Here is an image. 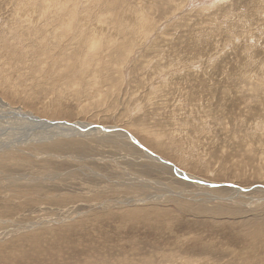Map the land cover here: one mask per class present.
I'll use <instances>...</instances> for the list:
<instances>
[{
  "label": "rangeland",
  "instance_id": "obj_1",
  "mask_svg": "<svg viewBox=\"0 0 264 264\" xmlns=\"http://www.w3.org/2000/svg\"><path fill=\"white\" fill-rule=\"evenodd\" d=\"M51 1L0 0V264H264V0Z\"/></svg>",
  "mask_w": 264,
  "mask_h": 264
},
{
  "label": "bare ground",
  "instance_id": "obj_2",
  "mask_svg": "<svg viewBox=\"0 0 264 264\" xmlns=\"http://www.w3.org/2000/svg\"><path fill=\"white\" fill-rule=\"evenodd\" d=\"M31 1V0H30ZM39 1H41L40 3H41V5H44L42 8H44V10H45V8H46V11L48 10V6H47V4L49 3L50 5V7L49 8H51V7H53V4H52V1L51 0H39ZM103 1V0H102ZM36 2V1H35ZM24 4V3H23ZM26 5V4H25ZM37 5V4H36ZM38 6V5H37ZM74 6H75V8L73 9L74 11L76 10V5L74 4ZM40 7V6H39ZM58 9V8H57ZM59 10V9H58ZM46 11H43V12H46ZM71 11V10H70ZM73 11V12H74ZM60 12V11H59ZM99 12V11H98ZM65 13V12H64ZM75 13V12H74ZM51 14V13H50ZM68 14H70V13H68ZM71 15V14H70ZM35 17V16H34ZM51 17H53V16H51ZM65 16H61V20L60 21H62V19L64 18ZM72 17H74V16H72ZM57 18H59V17H57L56 16V19ZM75 18V17H74ZM48 19V18H47ZM46 19V20H47ZM28 20V19H27ZM66 20H68V19H66ZM58 21V20H57ZM63 21H64V19H63ZM62 21V22H63ZM76 21V20H75ZM74 21V22H75ZM122 21V20H121ZM31 22H33V21H31ZM60 23V22H59ZM108 23V22H107ZM67 26H69V34L71 35V32H72V36L73 35H75V31L74 30H71V25L73 24L72 23V21L71 20H68L66 23H65ZM64 25V24H63ZM65 25V26H66ZM55 26V25H54ZM73 26V25H72ZM76 26V25H75ZM41 28H43V26L41 27ZM40 28V29H41ZM72 28H74V27H72ZM83 28V27H82ZM75 29V28H74ZM78 29V28H77ZM99 30V29H98ZM57 31V30H56ZM65 31V30H64ZM88 31V30H87ZM119 31V30H118ZM122 31V30H121ZM37 32V31H36ZM48 32V31H47ZM55 32V31H54ZM78 32H79V30H78ZM84 32V31H83ZM53 33V32H52ZM86 33H88V32H86ZM123 33V32H122ZM2 34V33H1ZM0 34V35H1ZM4 34V33H3ZM30 34V33H29ZM32 34V33H31ZM49 34V33H48ZM83 34V33H82ZM98 34V33H97ZM102 34H103V32H102ZM8 35V34H7ZM9 35H11V34H9ZM36 35H38V34H36ZM50 35V34H49ZM60 35V34H59ZM70 35H69V40H70ZM34 36V35H33ZM68 36V35H67ZM87 36V35H86ZM95 36V35H94ZM97 36V35H96ZM95 36V37H96ZM122 36V35H121ZM11 37V36H10ZM47 37V36H46ZM63 36H61V38H62ZM13 38V37H12ZM60 38V37H59ZM65 38V37H64ZM15 39V38H14ZM39 39H40V37H39ZM42 39H44V38H42ZM41 39V40H42ZM83 39V38H82ZM91 39V40H90ZM12 40V39H11ZM54 40V39H53ZM67 40V39H66ZM76 41L77 40V38H73V41ZM87 40H88V42H89V40H90V46L91 47H93V45H94V42H100L99 41V39L96 41L95 40V38L94 37H92L91 38V36L89 37L88 36V38H87ZM4 41V40H3ZM47 41V40H46ZM85 41V40H84ZM83 40H82V42L85 44V42H84ZM110 41H112V40H110ZM113 41H114V39H113ZM80 43V46H82V44L83 43ZM87 42V41H86ZM48 43V42H47ZM70 43H71V40H70ZM109 43V42H108ZM66 45H67V42L65 43ZM104 44V43H103ZM61 45V44H60ZM71 45V44H70ZM95 45H96V43H95ZM41 46V45H40ZM76 46V45H75ZM85 46V45H84ZM98 46V45H97ZM119 46V45H118ZM17 47V46H16ZM55 47V46H54ZM71 47V46H70ZM88 47V46H87ZM87 47H86V49H87ZM103 47H106V46H104L103 45ZM102 47V48H103ZM68 48V47H67ZM73 48V47H72ZM80 48L81 47H79V49H78V51L76 52L77 53V59L78 58H80L79 57V54H80ZM84 48V47H83ZM94 48V47H93ZM99 48V47H98ZM107 48H111L110 46L108 47V45H107ZM38 49H40V48H38ZM37 49V50H38ZM100 49V48H99ZM113 49V48H112ZM112 49H111V51H112ZM47 50V49H46ZM56 50V48H54V51ZM69 50V49H68ZM72 50V49H71ZM95 50V49H94ZM41 51H44V50H41ZM52 51V50H51ZM64 50H62L61 49V52H63ZM96 51V50H95ZM99 51V50H98ZM116 52H117V50H115ZM48 52V51H47ZM46 52V53H47ZM74 52V51H73ZM78 52H79V54H78ZM93 52V51H92ZM97 52V51H96ZM115 52V53H116ZM88 53V52H87ZM62 55V54H61ZM84 55V54H83ZM91 55V54H90ZM90 55H88V54H86V56H84V57H88L89 58V56ZM112 55H114V53L112 54ZM49 56H51V55H49ZM60 56V55H59ZM82 56V55H81ZM36 57V56H35ZM43 57H44V55H43ZM64 57V56H63ZM73 57H75L74 55H73ZM93 57V56H92ZM91 57V58H92ZM72 58V57H71ZM53 59V58H52ZM63 59V58H62ZM62 59H60V60H62ZM67 59V58H66ZM77 59H75V61L77 60ZM85 58H82V59H80L81 61L83 60L84 62H85V64L87 63L86 62V60H84ZM87 59V58H86ZM44 60V59H43ZM54 60V63L56 62V60H57V58H54L53 59ZM64 60V59H63ZM79 60V59H78ZM78 60H77V62H78ZM91 60V59H90ZM65 61V60H64ZM67 61H68V59L66 60V64H64L62 67H65L68 63H67ZM71 61V60H70ZM74 61V60H73ZM75 61H74V63H75ZM82 61V62H83ZM89 61V60H88ZM44 62V61H43ZM42 62V63H43ZM53 62V61H52ZM63 62V61H62ZM69 62V61H68ZM80 63V62H79ZM88 64H89V62H88ZM87 64V65H88ZM109 64V63H108ZM60 65H62V63H60ZM83 65V64H82ZM86 65V66H87ZM91 65V64H90ZM61 67V66H60ZM71 67V66H70ZM68 69H69V67H67ZM85 68V67H84ZM84 68H81V69H84ZM111 68V67H110ZM54 70V69H53ZM111 71V70H110ZM73 72V71H72ZM81 72V71H80ZM99 72V71H98ZM75 73V72H74ZM80 76V75H79ZM84 76V75H83ZM77 79V78H76ZM80 79V78H79ZM84 79V78H83ZM82 80V79H81ZM80 83V82H79ZM81 88V87H80ZM53 90V89H52ZM2 100V99H1ZM19 112V111H18ZM22 113V111H20V114ZM17 114H19V113H17ZM24 114V113H23ZM22 115V114H21ZM21 115H19V116H21ZM29 115H31V114H24L23 116L25 117V116H27L29 119L31 118V117H33V116H29ZM22 117V116H21ZM28 118H27V120H28ZM36 119V118H35ZM34 119V120H35ZM38 119H36V121H37ZM35 121V122H36ZM41 122H36V123H39V124H45V125H49L51 128L53 127L54 128V130H55V132H56V130L58 131V132H62L63 130L64 131H67V132H70V131H77V132H80V131H82V133H83V131H88L89 130V128L90 127H92V126H96L95 124H92V123H88V122H81L82 124H69V123H66L67 125H64L63 123L62 124H53V123H47V122H44L43 120H40ZM33 122V121H32ZM34 125V124H33ZM44 125V126H45ZM54 126H57V127H54ZM61 127V128H60ZM98 127V126H97ZM103 128H106V129H110V127H103ZM111 129H114V130H117V129H119V131L121 132V134L123 133V136L128 140V141H130V142H132V140L130 139V136H131V138L133 139V140H135L136 141V143H138V144H140L141 146H142V144L140 143V141H138L135 137H134V135H132L131 133H129L128 131H126L125 129H120V128H117V127H111ZM92 130V129H91ZM96 131H101L99 128H97V129H95V132ZM112 131V130H111ZM16 132V131H15ZM66 132V133H67ZM89 132V131H88ZM18 133V132H17ZM72 133V132H71ZM81 133V132H80ZM90 133H92V132H90ZM53 135H56V133L55 134H53ZM27 137H29V136H27ZM133 143V142H132ZM134 144V143H133ZM135 145V144H134ZM53 146V145H52ZM38 147V146H37ZM136 148H139L138 146H135ZM142 147H144V146H142ZM140 149V148H139ZM139 149H137V150H139ZM145 150H142L141 149V151L143 152V153H145V155H147L148 157H149V159H152L153 161H156L157 162V164H160L161 166H163L164 168H167V169H170V170H172V171H174L173 169H172V166H168V165H166L165 163H166V160H164V159H162L160 156H158L156 153H153V152H151L150 150H148V148L146 149V148H144ZM163 161V162H162ZM167 162L168 163H170V165L172 164L171 162H169L168 160H167ZM173 166H175L174 164H172ZM178 168V167H177ZM178 170H179V172H181V173H179L180 175H182L183 177H185V179L184 178H182V179H184V180H186V179H190L189 181L191 182V181H193L192 179H195V178H193L191 175H188V176H190V178L187 176V174L184 172H182L181 170H180V168H178ZM178 174V173H177ZM179 174H178V176H179ZM188 177V178H187ZM192 178V179H191ZM196 180V179H195ZM183 181V180H182ZM188 181V180H187ZM186 182V181H185ZM191 183H194V182H191ZM205 183H207V182H205ZM209 187V186H208ZM233 187L234 188H231L232 189V191L233 192H236L237 194H241V193H243V189L242 188H240L239 186H234L233 185ZM225 188V187H224ZM257 189V188H256ZM255 189V190H256ZM260 190L261 191H264V188H260ZM55 192V191H54ZM52 198V197H51ZM56 200V199H55ZM1 202H3L2 200H1Z\"/></svg>",
  "mask_w": 264,
  "mask_h": 264
},
{
  "label": "water",
  "instance_id": "obj_3",
  "mask_svg": "<svg viewBox=\"0 0 264 264\" xmlns=\"http://www.w3.org/2000/svg\"><path fill=\"white\" fill-rule=\"evenodd\" d=\"M97 128H99L101 131H103V132H109L110 130H108V129H106V128H103V127H97V126H92V127H90L89 128V130H95V129H97ZM120 132V131H119ZM130 139L132 140V142L136 145V146H138L140 149H142V150H145L144 149V147H142L140 144H138V143H136V141L135 140H133L132 138H131V136H130ZM163 162V161H162ZM166 165H168V166H172V169L174 170V172H176V173H181V172H179V170H178V168L176 167V166H173L172 164L170 165V163H168L167 161H166V163H165ZM179 176L180 177H182V178H184L185 179V177H183L182 175H180L179 174ZM186 180H190V179H186ZM194 181V180H193ZM195 182H197L198 184H201V185H207V186H209V187H230V188H234L233 187V185H219V184H208V183H205V182H198V181H195ZM254 189V188H253ZM253 189H251V190H253ZM250 189H243L242 191H244V192H246V191H249Z\"/></svg>",
  "mask_w": 264,
  "mask_h": 264
}]
</instances>
